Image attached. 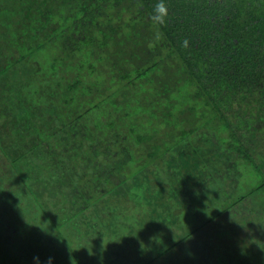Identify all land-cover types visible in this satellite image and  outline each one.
Masks as SVG:
<instances>
[{"label": "trees", "instance_id": "trees-1", "mask_svg": "<svg viewBox=\"0 0 264 264\" xmlns=\"http://www.w3.org/2000/svg\"><path fill=\"white\" fill-rule=\"evenodd\" d=\"M0 264H264V0H0Z\"/></svg>", "mask_w": 264, "mask_h": 264}, {"label": "clouds", "instance_id": "clouds-1", "mask_svg": "<svg viewBox=\"0 0 264 264\" xmlns=\"http://www.w3.org/2000/svg\"><path fill=\"white\" fill-rule=\"evenodd\" d=\"M156 13L157 14L154 17V19L157 20V21H159V22H162L164 16L167 14L166 9H165V6L163 4L157 5Z\"/></svg>", "mask_w": 264, "mask_h": 264}, {"label": "rangeland", "instance_id": "rangeland-1", "mask_svg": "<svg viewBox=\"0 0 264 264\" xmlns=\"http://www.w3.org/2000/svg\"><path fill=\"white\" fill-rule=\"evenodd\" d=\"M237 212V215L235 216V218L233 217V220H235V222H237V221H241L242 219H241V216H242V214H241V212H239V211H233V214L234 213H236ZM256 219V218H255ZM256 232L255 231H252V236L253 237H255L254 236V234H255ZM257 239H258V236H257ZM256 239V240H257ZM2 242V241H1Z\"/></svg>", "mask_w": 264, "mask_h": 264}]
</instances>
